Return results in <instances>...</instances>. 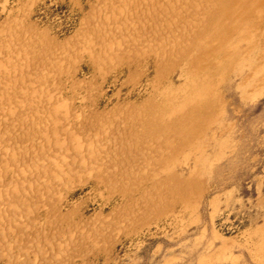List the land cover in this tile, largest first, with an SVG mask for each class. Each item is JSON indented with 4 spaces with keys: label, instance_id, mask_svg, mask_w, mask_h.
Returning a JSON list of instances; mask_svg holds the SVG:
<instances>
[{
    "label": "rangeland",
    "instance_id": "1",
    "mask_svg": "<svg viewBox=\"0 0 264 264\" xmlns=\"http://www.w3.org/2000/svg\"><path fill=\"white\" fill-rule=\"evenodd\" d=\"M0 264H264V0H0Z\"/></svg>",
    "mask_w": 264,
    "mask_h": 264
},
{
    "label": "bare ground",
    "instance_id": "2",
    "mask_svg": "<svg viewBox=\"0 0 264 264\" xmlns=\"http://www.w3.org/2000/svg\"><path fill=\"white\" fill-rule=\"evenodd\" d=\"M226 3H227V2H226ZM239 3H240V2H239ZM176 5H177V3H176ZM233 7H234V6H233ZM226 14H227V12H224V13L222 12V15H223V16H225ZM235 16H236V15H235ZM240 17H241V16H240ZM226 21H227V20H226ZM227 22H228V21H227ZM211 24H212V23H211ZM220 25H221V24H220ZM225 25H226V24H225ZM218 26H219V25H218ZM212 27H213V26H212ZM216 29H217V28H216ZM219 34H220V33H219ZM219 36H220V35H219ZM184 40H185V39H184ZM178 41H179V40H178ZM178 49H179V48H178ZM203 103H204V102H203ZM198 113H199V112H198ZM198 113H197V114H198ZM134 119H135V118H134ZM187 131H188V130H187ZM170 140H171V139H170ZM181 141H182V140H181ZM132 166H133V165H132ZM119 183H120V182H119ZM115 189H116V188H115ZM132 214H133V213H132Z\"/></svg>",
    "mask_w": 264,
    "mask_h": 264
}]
</instances>
